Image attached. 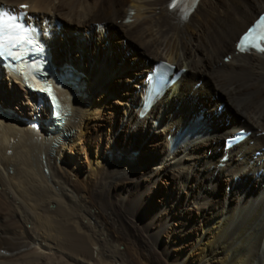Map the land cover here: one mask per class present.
Wrapping results in <instances>:
<instances>
[{
  "label": "bare ground",
  "instance_id": "6f19581e",
  "mask_svg": "<svg viewBox=\"0 0 264 264\" xmlns=\"http://www.w3.org/2000/svg\"><path fill=\"white\" fill-rule=\"evenodd\" d=\"M2 3H26L37 17L62 22L50 44L56 70L71 65L83 76L66 91L69 118L55 132L37 98L0 73V264H264V177L250 175L264 167L253 158L264 146V56L235 53L264 0H200L186 19L172 0ZM158 60L187 71L139 119L137 86ZM201 108L212 132L172 153L170 130ZM243 127L254 143L218 168L222 140ZM89 128L96 134L84 139ZM95 144L87 175L77 172L67 151ZM162 179L171 195L164 211H151L147 199ZM135 218L148 222L141 228Z\"/></svg>",
  "mask_w": 264,
  "mask_h": 264
},
{
  "label": "rangeland",
  "instance_id": "374dc122",
  "mask_svg": "<svg viewBox=\"0 0 264 264\" xmlns=\"http://www.w3.org/2000/svg\"><path fill=\"white\" fill-rule=\"evenodd\" d=\"M120 23V22H119ZM199 47V46H198ZM204 61L206 62L207 59L205 58ZM7 84H9V81H7ZM19 111V110H17ZM16 109L14 110L13 109V112L16 114L17 113ZM18 115V113H17ZM102 118L105 119V122L106 121H110L111 120V115H109L107 113V111H103L102 112ZM95 124V123H94ZM110 132V131H109ZM112 133H115V132H112ZM110 132V135L112 134ZM90 134H96V131L92 128H89L88 130L87 129H84L83 130V137L84 139L85 138H88ZM121 135L122 133L118 136V133H117V137L118 138H121ZM106 142V141H105ZM145 146H142L141 148V151L143 152V155L145 157H151L152 156V150H154V145L153 144H150L149 145V148L147 149V151H145ZM99 149V145L98 144H95L91 149H89L88 151H84L83 153H81L80 155L76 153V151H72L71 154H70V150L67 151V155L69 157H71V159L73 160L75 166H76V171L77 172H80V170H82V167H84L83 171H82V174L84 175H87V173L85 174V172L87 171V168L89 166V163H90V155L88 156L87 153H91V155L93 156H96L97 154V151ZM152 159H157V156L155 158H152ZM160 162L157 161L155 164H159ZM142 165V164H141ZM144 166V165H143ZM81 168V169H80ZM80 169V170H79ZM194 172V169L190 170L191 173ZM148 170H146L145 172H143L142 174L144 173H147ZM10 175H12V171L10 170ZM165 179V178H164ZM164 179L160 180L154 187H153V193L151 196L148 197V201H149V204H151V211H164L165 210V202H164V198L168 195H171V185L169 184V182L165 181ZM169 180H173L172 178H169ZM227 185V183H222V186H221V190L220 192L224 193L225 192V186ZM81 196L83 198H86V194L85 193H81ZM157 197V198H156ZM217 210H219V207L216 208ZM210 209L207 210V212H209ZM135 224H138L139 227H143L147 222H148V219H144V221L140 222L138 221L136 218L132 220ZM105 231H107L108 229L105 228L104 229ZM161 243V247L162 246H165L166 244H169L171 243V238L169 237H166L164 242H160ZM169 257V256H168Z\"/></svg>",
  "mask_w": 264,
  "mask_h": 264
},
{
  "label": "snow or ice",
  "instance_id": "6c2138e0",
  "mask_svg": "<svg viewBox=\"0 0 264 264\" xmlns=\"http://www.w3.org/2000/svg\"><path fill=\"white\" fill-rule=\"evenodd\" d=\"M181 2L185 7H190L198 0H181ZM171 6L176 7V4L173 3ZM22 7L26 8L27 5H22ZM13 33H21V38L17 39L12 35ZM26 34L27 30L17 22L16 17L9 16L7 13L0 14V53L9 51L11 47L16 46V43H22ZM257 34L260 35L261 39H264V20L261 21L259 28L255 32H250L242 37L239 46L242 49H246L250 45L253 36Z\"/></svg>",
  "mask_w": 264,
  "mask_h": 264
}]
</instances>
